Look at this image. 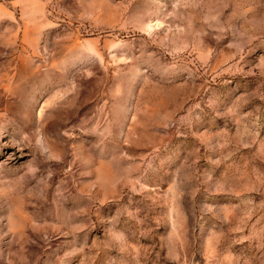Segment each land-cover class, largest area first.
Wrapping results in <instances>:
<instances>
[{
  "label": "rangeland",
  "instance_id": "374dc122",
  "mask_svg": "<svg viewBox=\"0 0 264 264\" xmlns=\"http://www.w3.org/2000/svg\"><path fill=\"white\" fill-rule=\"evenodd\" d=\"M0 264H264V0H0Z\"/></svg>",
  "mask_w": 264,
  "mask_h": 264
}]
</instances>
